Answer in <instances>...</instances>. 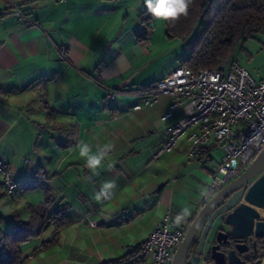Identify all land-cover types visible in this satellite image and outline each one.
<instances>
[{
  "label": "crops",
  "instance_id": "obj_1",
  "mask_svg": "<svg viewBox=\"0 0 264 264\" xmlns=\"http://www.w3.org/2000/svg\"><path fill=\"white\" fill-rule=\"evenodd\" d=\"M146 9V0H0V158L18 183L8 196L0 178V227L61 206L73 221L25 243V264H115L143 246L168 211L182 227L206 202L223 151L216 141L191 159L182 139L155 159L167 138L162 118L171 99L146 105L138 92L190 52L167 36L163 18L140 38ZM107 89L122 94L107 99ZM84 145L89 155L111 147L93 169L80 155ZM184 208L191 214L177 222ZM140 256L118 264H142Z\"/></svg>",
  "mask_w": 264,
  "mask_h": 264
},
{
  "label": "built area",
  "instance_id": "obj_2",
  "mask_svg": "<svg viewBox=\"0 0 264 264\" xmlns=\"http://www.w3.org/2000/svg\"><path fill=\"white\" fill-rule=\"evenodd\" d=\"M15 15L38 26L19 10ZM121 94L114 89L106 90L107 99ZM138 95L146 97V105L156 104L161 97L171 99L162 118L167 124V138L155 155L156 160L172 152L182 139L189 143L188 157L191 159L198 158L212 141L221 146L224 157L212 171V183L204 205L264 151V80L255 79L239 62L231 63L228 68L199 71L182 64ZM141 108L138 105L134 109ZM178 111L182 112L180 118L176 117ZM0 175L4 193L13 196L18 183L11 166L1 158ZM84 222L85 219L81 221ZM190 227L191 223L182 227L175 225L168 211L144 242L141 263L173 264Z\"/></svg>",
  "mask_w": 264,
  "mask_h": 264
},
{
  "label": "trees",
  "instance_id": "obj_3",
  "mask_svg": "<svg viewBox=\"0 0 264 264\" xmlns=\"http://www.w3.org/2000/svg\"><path fill=\"white\" fill-rule=\"evenodd\" d=\"M142 18L147 28L139 32V37L146 39L150 35L149 24L155 16L147 8ZM166 23L167 36L184 41L189 49L190 55L183 65L194 71L223 69L238 62L233 59L238 45L256 35H264V0H192L187 15L168 19ZM72 222L66 206H61L52 212L49 209L33 210L27 223L16 219L10 228L0 227V264H25V243L40 238L51 227L60 232ZM56 242L54 239L44 244L43 249ZM141 251L142 246H139L115 264L125 263Z\"/></svg>",
  "mask_w": 264,
  "mask_h": 264
},
{
  "label": "water",
  "instance_id": "obj_4",
  "mask_svg": "<svg viewBox=\"0 0 264 264\" xmlns=\"http://www.w3.org/2000/svg\"><path fill=\"white\" fill-rule=\"evenodd\" d=\"M262 209L264 151L200 209L173 264H264V258L255 263L249 259L250 245L257 254L258 240L264 239Z\"/></svg>",
  "mask_w": 264,
  "mask_h": 264
},
{
  "label": "clouds",
  "instance_id": "obj_5",
  "mask_svg": "<svg viewBox=\"0 0 264 264\" xmlns=\"http://www.w3.org/2000/svg\"><path fill=\"white\" fill-rule=\"evenodd\" d=\"M192 0H146L148 10L158 18H163L165 20L177 19L180 15H187L188 8ZM110 145L105 146V149H102L99 155H89V148L87 145L81 147L80 155L88 158V165L95 169L97 168L101 160L103 159L104 155L106 154V149L110 148ZM113 184L111 182L106 183L104 188H111ZM97 200L100 199L98 195L96 197ZM190 210L188 208H184L181 215L177 216V222L180 221L182 216L190 215Z\"/></svg>",
  "mask_w": 264,
  "mask_h": 264
},
{
  "label": "rangeland",
  "instance_id": "obj_6",
  "mask_svg": "<svg viewBox=\"0 0 264 264\" xmlns=\"http://www.w3.org/2000/svg\"><path fill=\"white\" fill-rule=\"evenodd\" d=\"M233 59L243 65L255 79L264 80V35H256L244 44L238 45L235 49ZM217 157L222 160L224 152L217 150ZM217 166L218 164L214 163V168ZM0 178L2 183L1 175Z\"/></svg>",
  "mask_w": 264,
  "mask_h": 264
},
{
  "label": "flooded vegetation",
  "instance_id": "obj_7",
  "mask_svg": "<svg viewBox=\"0 0 264 264\" xmlns=\"http://www.w3.org/2000/svg\"><path fill=\"white\" fill-rule=\"evenodd\" d=\"M257 248H258L259 252L257 254H254L253 247H251V245H250V249H251L250 254H252V255L250 256L249 259H251L253 262L254 261L256 262L259 259H261V258L263 259L264 258L263 254H262L264 252V239L263 240H258ZM221 251L224 252V253H227V249H226V247L224 245H222ZM226 257H227V255H226Z\"/></svg>",
  "mask_w": 264,
  "mask_h": 264
}]
</instances>
